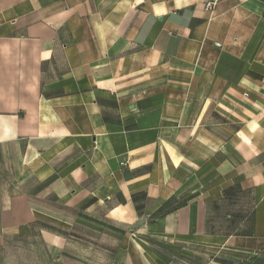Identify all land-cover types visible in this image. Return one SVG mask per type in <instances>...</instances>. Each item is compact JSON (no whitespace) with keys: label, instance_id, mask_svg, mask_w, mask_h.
<instances>
[{"label":"crops","instance_id":"0c3cea01","mask_svg":"<svg viewBox=\"0 0 264 264\" xmlns=\"http://www.w3.org/2000/svg\"><path fill=\"white\" fill-rule=\"evenodd\" d=\"M206 1L0 0V264L100 198L125 264H264V0Z\"/></svg>","mask_w":264,"mask_h":264},{"label":"rangeland","instance_id":"374dc122","mask_svg":"<svg viewBox=\"0 0 264 264\" xmlns=\"http://www.w3.org/2000/svg\"><path fill=\"white\" fill-rule=\"evenodd\" d=\"M89 203L77 210L53 199V210L46 215H38L42 220L39 224L42 225L37 226L34 234L63 235L68 238V247L65 244L67 253L63 251L61 254L65 249L54 242L52 264H125L122 252L125 238L136 234L135 229L107 216L110 203L101 198L93 205Z\"/></svg>","mask_w":264,"mask_h":264},{"label":"built area","instance_id":"2783aa9c","mask_svg":"<svg viewBox=\"0 0 264 264\" xmlns=\"http://www.w3.org/2000/svg\"><path fill=\"white\" fill-rule=\"evenodd\" d=\"M215 4V0H207L205 2V9L208 10V11H211L213 6Z\"/></svg>","mask_w":264,"mask_h":264},{"label":"trees","instance_id":"16d2710c","mask_svg":"<svg viewBox=\"0 0 264 264\" xmlns=\"http://www.w3.org/2000/svg\"><path fill=\"white\" fill-rule=\"evenodd\" d=\"M85 206H86V204H85Z\"/></svg>","mask_w":264,"mask_h":264}]
</instances>
